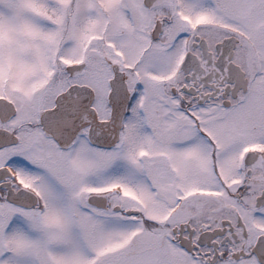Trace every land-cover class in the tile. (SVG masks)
Masks as SVG:
<instances>
[{
  "label": "snow or ice",
  "instance_id": "obj_1",
  "mask_svg": "<svg viewBox=\"0 0 264 264\" xmlns=\"http://www.w3.org/2000/svg\"><path fill=\"white\" fill-rule=\"evenodd\" d=\"M0 264H264V0H0Z\"/></svg>",
  "mask_w": 264,
  "mask_h": 264
}]
</instances>
